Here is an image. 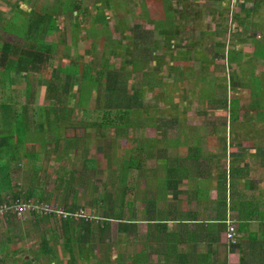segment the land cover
Listing matches in <instances>:
<instances>
[{
	"label": "crops",
	"instance_id": "1",
	"mask_svg": "<svg viewBox=\"0 0 264 264\" xmlns=\"http://www.w3.org/2000/svg\"><path fill=\"white\" fill-rule=\"evenodd\" d=\"M10 196L97 218H0V264H264V0H0Z\"/></svg>",
	"mask_w": 264,
	"mask_h": 264
},
{
	"label": "built area",
	"instance_id": "2",
	"mask_svg": "<svg viewBox=\"0 0 264 264\" xmlns=\"http://www.w3.org/2000/svg\"><path fill=\"white\" fill-rule=\"evenodd\" d=\"M35 213L39 215H58L63 218H85L86 220L95 219L90 213L86 212L84 208L76 211H68L66 208L50 204V203H33L26 202V200L18 199L6 200L5 202L0 201V218H7L11 214H16L18 216H24L26 213ZM227 241L231 245H236L239 242V232L236 221L230 219L227 221V231H226Z\"/></svg>",
	"mask_w": 264,
	"mask_h": 264
},
{
	"label": "rangeland",
	"instance_id": "3",
	"mask_svg": "<svg viewBox=\"0 0 264 264\" xmlns=\"http://www.w3.org/2000/svg\"><path fill=\"white\" fill-rule=\"evenodd\" d=\"M100 84H98V87H99V89H100V91H101V95H100V97H104V91H105V89L103 88V86H99ZM87 87L85 86V89H86ZM104 99V98H103ZM89 100H87L86 101V103H85V105L87 106V102H88ZM82 102H84V101H82ZM93 112H95L94 110H92ZM91 111V112H92ZM98 112V111H97ZM99 113V112H98ZM56 116V112L54 113V114H52V116L50 117V120H52V119H54V117ZM46 135V134H45ZM118 202V201H117ZM80 210V209H79ZM117 215H118V213H117ZM94 218H97L96 216H93ZM79 218V217H78ZM78 218H76V219H78Z\"/></svg>",
	"mask_w": 264,
	"mask_h": 264
},
{
	"label": "trees",
	"instance_id": "4",
	"mask_svg": "<svg viewBox=\"0 0 264 264\" xmlns=\"http://www.w3.org/2000/svg\"><path fill=\"white\" fill-rule=\"evenodd\" d=\"M9 198L12 199V200H18V199H21V198L14 199L15 197L10 196V197L7 198V200H9ZM0 201H1V200H0Z\"/></svg>",
	"mask_w": 264,
	"mask_h": 264
}]
</instances>
